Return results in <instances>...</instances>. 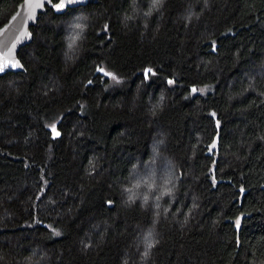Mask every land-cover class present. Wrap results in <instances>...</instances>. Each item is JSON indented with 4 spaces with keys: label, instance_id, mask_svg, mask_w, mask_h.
Segmentation results:
<instances>
[{
    "label": "trees",
    "instance_id": "1",
    "mask_svg": "<svg viewBox=\"0 0 264 264\" xmlns=\"http://www.w3.org/2000/svg\"><path fill=\"white\" fill-rule=\"evenodd\" d=\"M32 33L0 76V264H264V0H89Z\"/></svg>",
    "mask_w": 264,
    "mask_h": 264
},
{
    "label": "water",
    "instance_id": "2",
    "mask_svg": "<svg viewBox=\"0 0 264 264\" xmlns=\"http://www.w3.org/2000/svg\"><path fill=\"white\" fill-rule=\"evenodd\" d=\"M89 0H22L7 23L0 28V76L25 72L19 52L33 41L32 28L37 26L40 16L47 8L56 15L69 9L86 6Z\"/></svg>",
    "mask_w": 264,
    "mask_h": 264
},
{
    "label": "rangeland",
    "instance_id": "3",
    "mask_svg": "<svg viewBox=\"0 0 264 264\" xmlns=\"http://www.w3.org/2000/svg\"><path fill=\"white\" fill-rule=\"evenodd\" d=\"M74 40H72V44L73 45H75V44H77L78 43V37H74L73 38ZM151 165L152 164H150V165H147L146 167H144L143 169H142V174L143 175H138L137 176V179H134V183L136 184V186H135V191L136 190H140V189H142V187L143 186H141V183L144 181V179H145V176H148L149 175V173L147 172V170L150 172V170H151ZM154 165H156V162L154 163ZM169 172H171V169H170V167L168 166V165H166V167H164V169H163V175H167ZM145 175V176H144ZM141 176H143V180H140V177ZM152 177H153V179H155L154 177V174L152 175ZM135 193V192H134ZM137 193V192H136Z\"/></svg>",
    "mask_w": 264,
    "mask_h": 264
},
{
    "label": "snow or ice",
    "instance_id": "4",
    "mask_svg": "<svg viewBox=\"0 0 264 264\" xmlns=\"http://www.w3.org/2000/svg\"><path fill=\"white\" fill-rule=\"evenodd\" d=\"M156 2L158 3L159 0H156ZM76 27L79 28V27H81V25H80V24H77ZM70 46H71V45H70ZM105 74L108 75V73H105ZM113 78L115 79V77H113ZM237 223H239V222H237Z\"/></svg>",
    "mask_w": 264,
    "mask_h": 264
}]
</instances>
